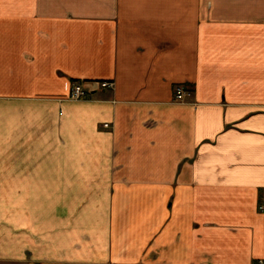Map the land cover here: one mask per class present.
Listing matches in <instances>:
<instances>
[{
    "label": "crops",
    "instance_id": "0c3cea01",
    "mask_svg": "<svg viewBox=\"0 0 264 264\" xmlns=\"http://www.w3.org/2000/svg\"><path fill=\"white\" fill-rule=\"evenodd\" d=\"M263 201L264 0H0V264H264Z\"/></svg>",
    "mask_w": 264,
    "mask_h": 264
},
{
    "label": "built area",
    "instance_id": "2783aa9c",
    "mask_svg": "<svg viewBox=\"0 0 264 264\" xmlns=\"http://www.w3.org/2000/svg\"><path fill=\"white\" fill-rule=\"evenodd\" d=\"M101 85L103 87H111V86H114V81L105 80L101 82ZM177 90H178L177 96L179 98L185 94V90L183 86H180V85L177 86ZM90 95H91V92L89 91V89L85 88L80 81H77L74 83L72 87L70 97L75 98V99H82V98L89 97ZM104 125L109 126L110 124L107 122ZM258 209L264 212V201L258 205Z\"/></svg>",
    "mask_w": 264,
    "mask_h": 264
}]
</instances>
